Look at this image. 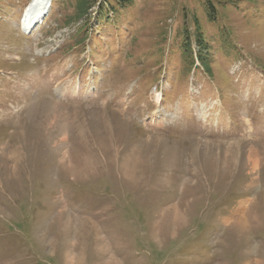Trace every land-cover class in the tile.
Segmentation results:
<instances>
[{
    "label": "rangeland",
    "instance_id": "1",
    "mask_svg": "<svg viewBox=\"0 0 264 264\" xmlns=\"http://www.w3.org/2000/svg\"><path fill=\"white\" fill-rule=\"evenodd\" d=\"M30 1L0 0V264H264V0H54L27 34Z\"/></svg>",
    "mask_w": 264,
    "mask_h": 264
},
{
    "label": "trees",
    "instance_id": "2",
    "mask_svg": "<svg viewBox=\"0 0 264 264\" xmlns=\"http://www.w3.org/2000/svg\"><path fill=\"white\" fill-rule=\"evenodd\" d=\"M68 1L71 0H61L62 4H67ZM133 0H73L75 4L74 13L71 17L66 20H73V22L83 21L88 23L90 21L91 12L94 8H96V13L99 19L103 16L107 15H116L119 16L120 13L126 12ZM64 8V7H63ZM209 11V15L212 21H215L216 16L214 17V6L207 7ZM64 12V11H63ZM195 31L193 36L189 35L185 38V46H184V54L186 60L190 62V67L195 65V60H199L204 68H207V71L211 73L210 63H209V45L205 40V33L202 29V26L194 21ZM86 27V26H85ZM194 40L198 45L199 52L197 55H194L191 48V41ZM209 68H208V67ZM202 67V68H203Z\"/></svg>",
    "mask_w": 264,
    "mask_h": 264
},
{
    "label": "bare ground",
    "instance_id": "3",
    "mask_svg": "<svg viewBox=\"0 0 264 264\" xmlns=\"http://www.w3.org/2000/svg\"><path fill=\"white\" fill-rule=\"evenodd\" d=\"M48 0H38L35 1V3H29L24 9V13L22 14L21 18V27H23L26 31H29L27 34H30L36 26H40L43 24L44 20L43 16L45 15L46 9L48 7ZM43 20V21H41ZM35 25V26H34ZM32 34V33H31ZM160 97V96H159ZM53 120H57L58 116L57 114H53ZM65 139V137H64ZM63 137L60 139V141L64 140ZM252 157V156H251ZM252 164L254 168L257 166L255 160H253Z\"/></svg>",
    "mask_w": 264,
    "mask_h": 264
},
{
    "label": "water",
    "instance_id": "4",
    "mask_svg": "<svg viewBox=\"0 0 264 264\" xmlns=\"http://www.w3.org/2000/svg\"><path fill=\"white\" fill-rule=\"evenodd\" d=\"M35 1H38V0H32L31 3H35ZM48 1H49V3H48V7H47V9H46L45 15L43 16V19H44V17L47 15V13H48V9H49V6H50V2H51V0H48ZM41 21H42V20H41Z\"/></svg>",
    "mask_w": 264,
    "mask_h": 264
}]
</instances>
